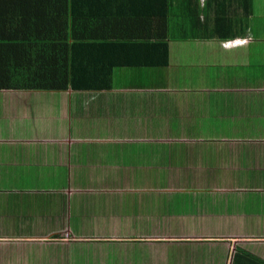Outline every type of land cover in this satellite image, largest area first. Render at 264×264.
Wrapping results in <instances>:
<instances>
[{
    "label": "crops",
    "instance_id": "1",
    "mask_svg": "<svg viewBox=\"0 0 264 264\" xmlns=\"http://www.w3.org/2000/svg\"><path fill=\"white\" fill-rule=\"evenodd\" d=\"M88 1L110 88H0V264H264V0ZM74 5L1 77L67 80Z\"/></svg>",
    "mask_w": 264,
    "mask_h": 264
},
{
    "label": "trees",
    "instance_id": "2",
    "mask_svg": "<svg viewBox=\"0 0 264 264\" xmlns=\"http://www.w3.org/2000/svg\"><path fill=\"white\" fill-rule=\"evenodd\" d=\"M35 1L36 0H0V21L3 18H9L8 20L10 21L9 23L10 25L8 26V28H10V34L5 35L6 37L5 39H0L1 41L0 48L7 47L10 51L11 45H8L7 41L9 40L7 39L8 37H12V33L21 32V35L23 36V32L27 26V20L25 21V19L23 18L28 19V18L47 16V15H41L39 12L32 10V6L34 5ZM74 1H75L74 7L77 6L76 10H74L73 8L72 15L74 17L69 16L68 17L69 19L67 18L69 24V29L67 31V34L68 37H71L72 39V44L69 45L68 53H67V56L69 58L68 61L69 63H67L68 79L60 81V80L44 79V78H29L30 64H28L29 65V67H27L29 68L28 70L26 67H24V70L26 72L25 74L26 78L12 79L11 78L12 75H10V78H2L1 77L2 75L0 74V88H5L9 90L37 91L40 89H51V88L57 89L67 86L70 89H74V90L94 91L96 89H108L111 87L112 64L108 66L100 64V59H99L100 54L97 51L99 47H94L93 44L92 46L88 45L90 43L82 45V43L84 42L86 43L94 40V36H92L91 34L83 33L85 31L83 29H85L86 26L85 21L91 19L90 15L92 14V9L91 7L85 4L87 0H81V1L74 0ZM88 2H92V0ZM75 19L77 22H79L78 24L77 23L73 24L75 22ZM13 21L15 22V25H13ZM2 28L3 26H0V34L3 33V29L6 27H4L3 29ZM12 40L14 39L11 38V41ZM157 47L161 48L160 51L163 53L160 55H163V58H165L166 45L163 43L157 45ZM14 62L15 61H13V63L11 62V65L7 63H1V64L7 67H11L13 66ZM164 63L165 62L163 61V64ZM148 64L154 66L153 63H148ZM158 65L159 67H163L161 65V62L158 63ZM56 66L60 67L61 64ZM93 73H97V74H93Z\"/></svg>",
    "mask_w": 264,
    "mask_h": 264
},
{
    "label": "rangeland",
    "instance_id": "3",
    "mask_svg": "<svg viewBox=\"0 0 264 264\" xmlns=\"http://www.w3.org/2000/svg\"><path fill=\"white\" fill-rule=\"evenodd\" d=\"M3 29V28H2ZM9 33V29H7V28H4L3 29V33H1L0 34V39H5L6 37H5V35H7ZM8 37V36H7ZM16 39V37H8V39ZM0 43H1V41H0ZM11 209V211H12V209L13 208H10ZM23 215H25L26 217H28V216H30V215H32V212L31 211H28V209H26V208H24V212H23ZM21 226H26L27 228H28V226H29V223H27V222H20L19 223Z\"/></svg>",
    "mask_w": 264,
    "mask_h": 264
},
{
    "label": "built area",
    "instance_id": "4",
    "mask_svg": "<svg viewBox=\"0 0 264 264\" xmlns=\"http://www.w3.org/2000/svg\"><path fill=\"white\" fill-rule=\"evenodd\" d=\"M244 43V41H232V42H227V43H224V46L225 47H229V46H231V45H241V44H243Z\"/></svg>",
    "mask_w": 264,
    "mask_h": 264
},
{
    "label": "clouds",
    "instance_id": "5",
    "mask_svg": "<svg viewBox=\"0 0 264 264\" xmlns=\"http://www.w3.org/2000/svg\"><path fill=\"white\" fill-rule=\"evenodd\" d=\"M242 42V41H241ZM244 44V43H243ZM243 44H241V45H243ZM237 46H239V45H237Z\"/></svg>",
    "mask_w": 264,
    "mask_h": 264
}]
</instances>
